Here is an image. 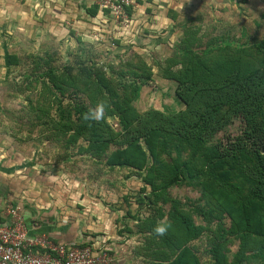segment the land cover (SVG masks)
<instances>
[{
  "label": "rangeland",
  "instance_id": "rangeland-1",
  "mask_svg": "<svg viewBox=\"0 0 264 264\" xmlns=\"http://www.w3.org/2000/svg\"><path fill=\"white\" fill-rule=\"evenodd\" d=\"M246 1L133 0L130 10L124 7V12H120L112 3L117 7V0H86L88 6L93 2L100 9L92 19L83 12L81 0H41L38 8L25 5L26 0H0V147L8 151L15 166H21L11 193L15 198L18 192L23 197L8 202L5 211L8 213L10 206H19L24 220L21 203L29 202L27 199L38 193L37 202L47 203L62 222H72L78 216L84 220L86 214L87 226L93 228L68 230L71 241L78 237L94 238L95 234H99L95 240H102L105 235L107 243L103 248L110 258L109 264H150L153 259L149 261L148 254L153 249L144 248V235L132 236L124 229L129 226L136 232L132 216L140 212L138 203L143 184L135 177L128 178L132 173L127 168H110L80 155L78 147L87 145L83 140L66 147V137L58 138L59 131L53 129V122L60 120L62 109L66 114L63 113V122L68 121L70 101L45 88L46 81L39 74L47 66H76L74 62L81 59L99 73L105 72L115 86L124 82L122 75L138 85L140 97L134 105L141 113L151 109L167 115L186 111V104L176 94L177 83L166 77L169 69L182 67L178 49L188 46L201 53L209 42L216 40L231 47H248L264 40L261 15L264 9L259 8V13L252 11L251 15L249 7L243 5ZM105 3L108 7L103 6ZM9 54L15 56V64L11 66H7ZM230 54L215 51L208 60H223L222 56ZM227 59L229 64L221 66L220 71L235 70ZM213 67L210 63V68ZM149 71L151 80L145 81ZM29 74L31 78L27 77ZM107 120L115 130L121 129L117 120ZM45 121L47 125L43 124ZM245 127L242 118H234L210 136L211 144L231 146L243 136ZM115 149L111 146L109 152ZM169 193L196 226L204 227L201 236L187 242L186 247L192 250L199 264H217L210 249L219 222L205 221L202 214L210 209L201 189L183 183L170 188ZM162 207L166 215L159 222L166 223L170 206ZM140 210L142 217L148 214L146 208ZM222 223L226 228L231 226L228 217ZM239 245V239L230 238L223 253L231 260ZM166 249L172 252L169 246Z\"/></svg>",
  "mask_w": 264,
  "mask_h": 264
},
{
  "label": "trees",
  "instance_id": "trees-1",
  "mask_svg": "<svg viewBox=\"0 0 264 264\" xmlns=\"http://www.w3.org/2000/svg\"><path fill=\"white\" fill-rule=\"evenodd\" d=\"M84 10L92 19L100 11L97 5ZM238 47L223 46L216 40L205 46L203 55L188 46L178 49L182 67L169 69L166 77L177 83V97L187 109L168 115L154 109L139 112L134 105L140 97L138 85L122 75L124 82L115 86L105 72L99 73L81 59L74 62L76 66H47L39 74L46 81L45 88L70 101L68 121L63 122L65 111L60 109V120L53 122V129L59 131L57 137H66V147L83 140L87 145L78 147L80 155L110 168H127L132 173L128 178L135 177L143 184L140 212L135 216L130 213L136 232L129 226L124 229L132 236L144 235V248L153 249L148 254L149 261L153 259L150 264H199L186 244L199 238L204 227L196 226L169 193L170 188L183 183L200 188L202 198L208 201L210 210L202 214L205 221L219 222L210 249L217 264H263L264 40ZM215 51L230 55L210 62L208 56ZM7 57V66L15 64L14 55ZM228 57L235 70L220 71L229 64ZM217 75L220 78L216 80ZM144 79L151 80L150 71ZM100 102L105 106L104 118L98 122L84 120L83 114ZM238 117L246 123L243 136L231 146L211 144L210 136ZM107 119L117 120L121 129L115 130ZM43 124L47 125L46 121ZM111 146L116 149L109 152ZM162 205L170 206L169 221L164 223L168 228L165 235L157 236L153 228L166 215ZM141 208L148 211L144 217ZM226 217L231 220L230 228L222 223ZM230 238L240 240L231 260L223 253Z\"/></svg>",
  "mask_w": 264,
  "mask_h": 264
},
{
  "label": "built area",
  "instance_id": "built-area-1",
  "mask_svg": "<svg viewBox=\"0 0 264 264\" xmlns=\"http://www.w3.org/2000/svg\"><path fill=\"white\" fill-rule=\"evenodd\" d=\"M111 1V0H108ZM120 12L133 0H117ZM104 7H108L105 3ZM7 224H0V264H109L105 249L94 238L82 244H56L47 237L30 239L19 206H10Z\"/></svg>",
  "mask_w": 264,
  "mask_h": 264
},
{
  "label": "crops",
  "instance_id": "crops-1",
  "mask_svg": "<svg viewBox=\"0 0 264 264\" xmlns=\"http://www.w3.org/2000/svg\"><path fill=\"white\" fill-rule=\"evenodd\" d=\"M82 9L85 7L88 8L90 6L89 2H86V0H81ZM167 1V0H163ZM41 0H26L25 5L32 4L33 7L38 8L40 7ZM95 4L92 2V5ZM80 5V6H81ZM244 6L249 7V14L253 15V12L259 13V8L264 9V0H247L243 4ZM87 14V12H85ZM261 15L264 16V12H261ZM87 16V15H86ZM171 21V20H170ZM8 51L6 49L5 54H7ZM10 154V153H9ZM11 156V154H10ZM13 160L9 158L8 151H6L4 148L0 147V224H7V211H5L6 204L8 202L13 201L15 199L18 201L21 197V194L18 192L17 199L14 197V194H12L13 190V183H15V176L20 173L21 166L17 167L15 166ZM38 193H34L31 198H28L27 201H23L21 203V206L23 207L24 211V220L25 225L24 229L27 233V236L30 239L40 238V237H47L52 242L56 244H83L84 242H87L88 238L78 237L74 241H71V236L66 233L70 229H74L75 231H78L82 228H93L92 225L87 226L88 223H86L85 219H87V216L85 214L84 220L83 218L78 216V219L70 222H62L60 219L57 218V215L54 214L56 211H51L47 207V203L40 204L37 202ZM40 195H42L40 193ZM46 205V206H45ZM53 215V216H51ZM76 221V222H75ZM83 222V223H82ZM97 235L96 237H98ZM70 237V238H69ZM90 238V237H89ZM91 239V238H90ZM89 239V240H90ZM106 236H103L102 240H99L96 238V241L99 242V247H104L107 241L105 240Z\"/></svg>",
  "mask_w": 264,
  "mask_h": 264
},
{
  "label": "clouds",
  "instance_id": "clouds-1",
  "mask_svg": "<svg viewBox=\"0 0 264 264\" xmlns=\"http://www.w3.org/2000/svg\"><path fill=\"white\" fill-rule=\"evenodd\" d=\"M104 111L105 106L103 102L98 103L94 108H89L86 113L83 114V119L86 121H100L104 118ZM168 225L160 222L157 223L154 228L153 232L157 236H162L167 231Z\"/></svg>",
  "mask_w": 264,
  "mask_h": 264
}]
</instances>
